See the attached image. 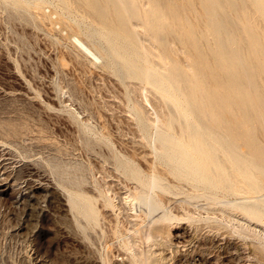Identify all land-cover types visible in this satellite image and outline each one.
<instances>
[{"label":"rangeland","instance_id":"1","mask_svg":"<svg viewBox=\"0 0 264 264\" xmlns=\"http://www.w3.org/2000/svg\"><path fill=\"white\" fill-rule=\"evenodd\" d=\"M17 1L18 2L14 0H0V264H91L92 251L96 252L95 254L98 256L97 251L100 250L102 247L101 245L104 243V239L108 236L106 240L107 243L113 242V257L116 258L118 255L119 258H121L120 255L124 253V248L121 244L122 242L120 243V238L122 239L125 231L129 233L128 229L132 227L129 224L133 221V217L131 216L132 212L126 209L127 207L124 208L122 202L125 196L130 194V191H136L134 188L137 186V183L138 185L145 183L146 177L150 176H148V174H151L152 167L149 166V168L148 165L150 164L153 166L155 159L159 160L156 156V150H154L156 149L155 145L153 146L154 149L152 148L154 144L153 132L155 133L156 130V121L154 120L156 114L152 107V104L155 105V103L151 101L155 99L153 102H159L156 98L157 95L156 97L154 96L156 93L155 89H152L141 77L134 75H127L128 78L125 76L124 78L121 77L122 74L120 72L118 73L120 70H117V67L112 63L111 65H113V67L109 65V60L104 53H102L104 58H102V61L95 60L92 56L80 50V48H76L78 47L76 44H72L74 43L72 42L73 39L69 36L73 33L77 35L81 34L79 36H85L86 39H89L84 30L87 28L83 29L80 21V30L82 33L79 30L80 27L75 30L66 25L67 21L69 23L70 18L73 20V25L77 24L76 21L78 22V20H81V17H77L80 14H77L78 12L76 9H70L69 6L61 3L60 0H24V2L26 1L25 3L23 0ZM19 1L23 3L20 5L18 4ZM184 1L186 2V0H179L180 3H184ZM39 2H42V5L39 4ZM261 2L264 6V0H261ZM15 4L20 6H16ZM255 5L258 4L253 3V6ZM169 7L168 19L171 21H178L182 15L173 9L171 5H169ZM64 9L69 11L70 14L66 12L67 15ZM25 10L27 11L25 12ZM189 12L192 14V17H195V12H193V10ZM51 13L57 14V17H50L49 14ZM59 15L69 18L63 17L62 21ZM156 19L157 23H159L160 18L156 17ZM191 20H193V18ZM191 20L188 21V19H183L182 23L184 27H188L182 30L183 24H181V28H179L182 34L184 30L187 28L189 29L184 31V35H186H183V38H186V40L184 39V43H186V41L188 42L190 39H192L194 43L193 34L191 33L195 20ZM55 21L61 22L60 25L62 27H64L62 23H65L64 25L66 28L59 29ZM154 23L156 25V22ZM160 24L157 25L160 27ZM65 29H67V31L71 29V33L66 32ZM72 29L75 32L72 33ZM138 29L141 30L142 28ZM187 32H190L189 34L191 36ZM67 33H69V36ZM188 36H190V39ZM146 39H148V37H146ZM145 41L149 42V39ZM179 43L180 42L175 44V41L172 43V46L175 44L173 46L175 50ZM182 43L183 42L180 44L182 45ZM184 43L183 45L185 46L183 49H187V44ZM188 43L187 52L190 53L191 49L189 46L191 47L190 44L192 41ZM193 43L192 45H194ZM151 44V48L154 47V44H157V46L155 45L156 49L159 47V51L162 52L156 41L155 43L151 42ZM74 45H76V47ZM182 46L179 47V49L177 48L179 52L177 50L176 52L181 53L183 51ZM98 48L102 50L100 46H98ZM159 51L157 49L158 55L161 54ZM157 52L155 50V60L158 61ZM184 52L186 51L181 53L183 56ZM169 55L168 53L165 57L168 59ZM162 57L161 54V56H159L161 61L159 59V63L157 62L158 65L160 62V65H163L165 57ZM201 57L202 59L204 58L202 55L199 58L195 57L196 59L194 58V61L191 63L193 64V62L195 63V61H198L199 66L205 65V67H210V61L208 59H203L204 61H202ZM155 60H153L154 63ZM190 60L191 59H189V61ZM140 62L141 61L137 64ZM184 64L183 68L185 66L186 69H184L186 73L191 69L192 71H190L192 74L189 76H196L194 80L192 78L190 79L192 83L196 80L198 82L202 79L205 80V78L201 79L199 76L206 72L204 69H197L194 66L197 69H195V72L203 70V72H199L200 74L197 72L198 74L195 75V72L193 73L194 64L192 67L189 64L191 68L187 67L188 64ZM156 65L155 63L154 66ZM158 65L155 68L161 69ZM112 68L115 69L113 70ZM214 73L210 75L211 77L207 75L210 79L206 77L210 82L212 80L213 82L216 81V83H214L215 85L212 84V88L214 89L212 90L211 88V90H208L209 92L213 91L214 93H218L219 88H216L220 86L218 84H221L223 89L224 85L222 84L223 82L221 83L222 78L219 77L217 73L216 75ZM188 74L189 73H187V76ZM213 76H215V78H213ZM198 77L200 78L198 79ZM197 81L195 82V86L193 85L194 83L192 84L194 89H197V94H199V96L207 95L209 93L208 90L202 89V91H205L203 94L200 86H196L198 83ZM148 88L154 90V94H149L151 90L149 89L150 91H148ZM238 90L235 86H230L229 89H225V92L232 95L238 94L240 92V90L239 92ZM147 91L148 96L151 95L152 100L146 99L145 92ZM246 93L250 97V92L246 91ZM208 95V97H212L211 93ZM136 104L138 107H135ZM138 104H140V106ZM227 104L231 107V110H229ZM227 104L224 105L226 106L225 111L229 110V113L234 115L232 118L235 123L232 121L227 122L226 120H224V122L222 118L220 119V117L215 115L216 109L214 110L212 107H219L217 108L218 110L221 108L215 103V105L211 106V111H213L212 113L214 114V116L212 115L213 119L215 120V116L218 119L217 122L216 120L214 121L215 124H221L223 122V125L225 124L224 126L228 128L229 126L235 127L238 125L240 134L237 128L230 132L236 134V136H233L237 139L238 136L239 138L240 135L242 136L241 132L244 131L242 137L246 138V133L252 128V125L254 123L259 124L260 121L253 122L252 124L249 119H247L248 121L243 119L244 123L240 122L242 118H240L239 115L237 118L236 113L239 109L241 110V105H239V103ZM134 107L135 109H133L132 113L131 108ZM140 107L144 108L142 110H144L146 114ZM161 108L160 106L159 109ZM162 109L161 111L165 112L164 109ZM136 110L145 115L149 114V117L146 116L147 120L151 122L149 123V133H145L146 131L143 129L141 121L137 118ZM168 116L169 115L166 114L165 117L169 119ZM175 116L177 117V115L173 116L174 119L176 118ZM150 118L154 121H151ZM176 119L178 120V118ZM218 124L216 125L219 129L224 127L222 124V127H219ZM150 125L153 127L151 128L152 130L150 129ZM260 125L261 128H264V124ZM230 130H232V128ZM170 131L173 135L175 133L177 134L174 136L180 135L179 138L181 136L183 137V135H181L182 133L179 134L178 131L174 129H170ZM150 135L153 141L150 140ZM262 136L264 135H261V137ZM242 137L240 139L243 140ZM261 139L264 141V137ZM195 140L198 142L196 137ZM244 142L243 144L247 145L246 142ZM247 143H249L248 140ZM211 144L213 145L215 142H211ZM211 144L209 146L216 155L218 156L219 152L221 155V151L224 150L219 149L221 147L217 145V147L214 148L215 145L212 146ZM216 144H218V142ZM199 149L198 147V150ZM249 149L252 150H249L250 154L256 153L253 148L249 147ZM199 151L196 150V152ZM153 152L156 158H154ZM131 155L135 156L132 157ZM226 156L227 157L221 155L220 158L222 157L228 164L226 165L229 166L233 161L230 162L231 158L228 157L230 156L233 159V156H231L230 153ZM151 159L154 160L149 163ZM160 161L161 160H159L158 168H163L162 170L166 171L168 184L172 190H174V184L178 187L177 189L175 188L177 191H175V193L177 194L170 192L166 195L169 199L166 205L175 215L169 224L170 244L168 243L169 245H166V249L165 246H163V253L161 252L164 254L166 261H163L166 264H264V257L259 256L257 251L255 252L253 248V244L255 245L262 240L264 241V223L256 222L255 220H246L242 212L234 209L232 210L230 205L223 206L221 204L214 206V208H202V206L206 207V205L211 204L210 201L206 200L204 197L203 199L202 197L199 198V203L197 202L198 208L195 206L192 207L191 204L189 205L185 202L187 195L191 194L189 192L192 189L191 187H193L192 183L183 176V179H186L185 181L180 180L182 178L178 179L181 176L177 174V172L174 173L173 170L170 171L171 169L168 164H166L165 167V162L163 163V161H161V166H163L161 167ZM118 163L120 165H118ZM125 163L128 164L126 165ZM156 163L158 164L157 161ZM131 164L135 166L134 169L137 170V168H139L143 177L139 174V170L134 171V166H131ZM236 165L238 169L241 168L243 172L245 170L244 167L247 169L245 171L249 169L247 172L248 176L245 175L246 173L241 172V176L244 175V177L246 176L248 179L245 178L246 180L244 179L243 181V176L234 177L233 174H240L238 172L240 170L236 168L235 170H238L236 171L237 174L234 173L235 170H233V167ZM236 165L234 166L232 163L231 167L229 166V171L231 169L229 177L233 176V181L239 178V182L238 180L234 182L235 185L237 182L241 183L242 181L244 184H257L258 180L255 181L254 179H258V168H251L246 158ZM122 166L126 170H123L124 168ZM252 169L253 171H251ZM254 172L257 173V176L254 175ZM249 174L253 177L251 178ZM142 178H145L144 181ZM132 179L134 181H131ZM240 180L242 181L240 182ZM66 184L73 185L75 188L70 187V185L67 186ZM177 184H181L180 187L182 188H179ZM238 185L240 186V184ZM238 185L237 188L241 189ZM130 186H132L131 188L133 190ZM233 187L236 188V186ZM179 189H182L183 192ZM196 189H193L195 192H191L194 194L203 192L201 188ZM92 191L95 192L93 193ZM244 191L243 189L242 192L244 193ZM72 192L75 195L72 194ZM178 192L181 193L179 194ZM69 193L73 196L83 197V202H86L85 205H87V208L92 207L95 203L92 208L95 209L96 207L97 211H102L103 214L100 215V218L101 216H105V218H103L105 220H102L104 221L103 225L100 220V226L95 225V227L94 224H92V226L89 225V227L87 221L84 220V216H82L83 214H80V207L79 209L73 208L75 206L71 207L74 201H72L71 198L68 199V197H72ZM221 194L222 192L218 193V196H221L220 199L224 200V203H226L229 198L227 197L228 195L223 193V196ZM106 195L109 197L108 200H111V204H115V206H111V204L106 201ZM110 197L113 198L110 199ZM183 197L186 199L184 198L183 200ZM103 198H105L104 202ZM119 198L122 200V202L120 201L121 206L119 205ZM70 203L72 204L70 205ZM119 208L122 209L120 210ZM187 208H191L190 212L196 220L188 222L189 219L187 218V214H185L188 212ZM200 208L202 209L201 212ZM124 209L127 210L128 213H125ZM72 210L78 215L77 217ZM106 212L109 213V217ZM123 213H125L127 217ZM224 213H226V215ZM128 214L130 216H128ZM183 214L186 216H183ZM229 216L230 219L232 218L233 220H230ZM241 220L248 221L249 226L247 225V228L250 232L248 233V229L246 228V235H240L237 230L239 228L238 225L242 222ZM83 221H86L85 223L87 225L83 223ZM116 221L117 224H114ZM245 221L244 223H246ZM118 223L124 228L122 235L117 231ZM84 224L86 226L85 228L88 230L87 232L86 229L82 227ZM105 224H107L109 229L106 231L109 233H107L108 236L103 239V233L106 231L104 227L101 226H106ZM113 225H116V227L113 228ZM87 227L93 230L95 228V231H98L94 233L92 229H88ZM234 228H237V231ZM112 229L116 230L114 231ZM89 230H91V232ZM254 230L256 231L254 232ZM110 234H112V236H110ZM247 234H249V236H247ZM101 239H103V241ZM125 252L127 253V251ZM122 255L126 257L125 254ZM97 260L99 262L98 264H102L100 257H98Z\"/></svg>","mask_w":264,"mask_h":264},{"label":"bare ground","instance_id":"2","mask_svg":"<svg viewBox=\"0 0 264 264\" xmlns=\"http://www.w3.org/2000/svg\"><path fill=\"white\" fill-rule=\"evenodd\" d=\"M14 1L18 2L17 0H14ZM23 2L19 1L18 4L21 5V3ZM60 2L66 4L67 6H69L70 9L72 8V10L76 9L78 13L77 12L75 13L80 14L76 16L81 17V20H78V22L76 21L77 24L73 22L76 25L72 24L73 20L71 18H70L69 23L68 21L66 22V25H68L69 28H74L75 30H77V28L80 27V22L82 24L81 27L83 26V29L87 28V29H84L86 31L84 32L87 35V38L89 39H86L85 36H82V37H85V38H82L81 36H79L81 35L79 33H78L79 35L74 34L73 32L75 31H73V29H72L73 34H70L69 36V33H71V29L70 31H67V29H65L66 32H69L67 33L68 36L73 39L72 42L74 43L72 44H76L78 46L76 47V45H74L76 48H80V50L89 54L95 60L102 61V58H103L102 53H104L107 56L106 58L109 60V65H111L112 63L117 67L116 68L117 70L118 69L120 70L118 71V73L120 72L122 74L121 77L124 78L125 76L126 78H128L127 75L129 76L134 75L137 77H141L147 84L150 85L152 89L153 88L155 89V92L157 94L155 93L154 96L156 97L157 95L156 98L159 101V102L157 101L158 103H156V101L153 102V100L155 99L152 100L151 95L148 96V91L151 90L150 88H148V91L145 92L146 99L152 100L151 102L155 103V105L152 104V107L155 110L154 112L156 114V117H154L155 118L154 120L156 121V125H155L156 130H155V133L153 132L154 144L152 145V148L154 149L153 146L155 145L156 149L154 150H156V156L158 157V159L163 161V163L165 162V165H164L165 167H166V164H168L171 169L170 171L173 170L174 173L177 172V174L181 176L178 179L182 178L180 180H184V181L187 179L192 183L195 189L201 188V190H203V192H200L201 194L199 192L198 194H194L193 192H195V190H193L194 188L191 187L192 188L191 191L193 192L190 191L189 193L191 194L188 193L189 195H187L186 197L187 199L183 197V200L185 198L187 200V201L185 200L187 204L189 205L191 204L192 207L195 206L198 208L199 198L202 197L203 199L204 197L206 200H209L211 204L206 205V207L202 206V208H212V207L214 208V206L221 205V204L223 206L230 205L231 206L230 208L232 210L234 209V210H238L242 212L246 220L248 221L255 220L256 222L258 221V222L264 223V141L263 139H261L262 137H264V136L261 137V135H264V128H261V125H260V124H264L263 123L264 122V6L262 4L263 1L261 2V0H186V2L184 1V3H180L181 1L179 2V0H60ZM41 3L39 2V4ZM253 3H257L258 5L253 6ZM20 5H16V6H20ZM169 5H171L173 9H175L180 15H182L181 18L179 17L181 20L179 19L177 21L176 19H174L176 21H171L168 19V12L170 9ZM191 10L195 12V17L194 16L192 17V14L189 12ZM26 11L27 10H25V12ZM66 12L69 13V11L65 10V13ZM49 15L50 17H55V18L57 17V14L55 13H51ZM59 17H61V15H59ZM63 17L67 19L69 18L67 16H63ZM63 17H61V20ZM156 17L160 18L159 23H157ZM192 18L193 20H191ZM183 19L184 20L188 19V21L195 20L193 22L194 27L191 33L194 35V36L192 35L194 39V43H193V40L190 39V36H191L189 34L190 32H187L190 35L188 36L190 40L187 38L189 40L188 42L191 43L192 41V43L194 44L192 45L191 43L190 44L191 47L189 46V48L191 49V52L189 51L190 53L187 52L189 43L187 41L186 43H184L186 38H183V35L185 33L184 31H186L188 28L183 31V34L179 30V28H181V24H183L182 23ZM154 22H156V25ZM56 23L58 24L59 29L61 28L64 29V27L66 28V26L64 25L65 23L64 24L62 23L64 27L60 25L61 22L55 21V24ZM160 23L162 24V26ZM157 24L158 25L160 24V27ZM81 27L79 28V30L81 29ZM183 27H184V24H183ZM183 27H182V30L188 26L184 28ZM138 28H142L143 30L141 29L142 30L141 31ZM80 32L82 33L81 30ZM146 37H148L149 42L145 41V40L148 41ZM155 41L158 43V46H160V49L162 52L159 51V47L157 49L162 54L163 56L162 58H164L166 54L168 53L170 54L168 59L165 57V61L164 62L162 61L163 65H160L161 62L158 65L159 63L158 61L160 59L159 56H161V54L158 55L157 49L155 47V45L157 46V44H154V47L151 48L153 44V43L151 44V42L155 43ZM174 41H175V44H177L178 42L180 43L183 42L184 44H187V49L186 48L183 49V47L185 46L183 45V43H182L183 46L180 43L178 47L176 46L177 51L179 47L182 46L183 51L187 52V53L184 52V56L181 54L183 51L181 53H178L179 51L176 52V50L173 47L175 44L172 46V43ZM150 44H151V47H150ZM98 46H100L102 50L98 48ZM154 48L158 55L157 57L158 61L155 60L156 53H155ZM180 51H181V48H180ZM201 55L204 56L203 59H206V60L208 59L210 61L209 63L211 64L209 65L210 67H205V65H203L204 67L202 65L199 66L198 61H195L196 64L193 62L194 65L191 63L192 61H194L195 57L199 58ZM187 59H188V63H187ZM189 59L191 60L189 61ZM203 59L202 61H204ZM153 60H155V63L161 69L155 68L157 65L154 66L155 63ZM139 61L141 62L137 64ZM184 63L188 64L187 67H190V65L192 67L193 65V68H194L193 73L195 72L196 68L204 69V71H206L205 72L206 76H205V73L199 75L201 79L205 78V80L200 79L201 81L199 82L196 80L198 82L196 86H200L201 91L202 89L203 90L205 89L206 91L208 89L211 90L213 85H215L214 84L216 83L215 80H214L215 82H213V80L211 82L210 80H208L211 77L210 75L214 72H215L214 73L215 75L217 73L219 77L222 78L221 83L223 82L222 84L224 85V89L221 87V84H218L219 82V79H218L217 84L220 86H217V87L215 86L216 88H219L218 93L215 92L216 93L215 94L213 91L209 92L208 90V92L211 93L212 97L211 96L208 97L209 93L207 95L205 94V96H199V94H197L198 92H196L197 89L196 88L194 89L193 87V85L195 86L196 81L193 82L194 83L193 84L192 80H190L191 78L194 80L196 76L194 75L189 76L190 74H192L191 69L188 70V71L191 70L190 71L191 73L187 71V73H189L187 76V73L185 71L186 69L185 66H184L185 69L183 68V65H185ZM111 66L113 67V65ZM197 66L200 68H198ZM197 72L198 73L203 72V70H200V71L198 70ZM197 72H195V75L198 74ZM207 75H209L210 77ZM200 77H198V79ZM213 78H215V76H213ZM230 86H235L237 90L239 88L240 92L238 90L239 92V93L237 92L238 94H232V95L226 93L225 89L226 88L229 89ZM213 89L214 88H212V90ZM246 91L250 92V97L249 95H247ZM153 92L154 90H151L149 94ZM195 92L197 95L195 94ZM203 92L205 91H202V93ZM148 97H150L151 99ZM214 102L218 104L217 106L221 107L219 110L217 109L219 107H212L214 108V110L216 109L215 115L220 117V119L222 118L223 121L226 120L227 122L229 121L234 122L232 118V116L234 115L233 114L231 115L229 113V110H231V107H229L227 103H239V105H241V110L239 109L238 112L236 111L237 118H238V115L240 118H242L240 122L244 123L243 119H246V121H248L247 119H249L252 122V124L253 122L260 121L259 124L254 123L252 125V128L248 132L246 131L247 139L242 137L244 135L243 134L244 131L241 132L242 136L240 135V138L242 137L243 140L246 139L244 141L246 142L247 145L243 144L244 141L240 139L239 136L237 137V139L239 138L237 140L236 138H234L236 134L231 133L233 129L235 130L236 128H237V131H239L238 125L235 127L229 126L228 128L224 126L225 124L223 125V122H222L221 124L224 127L222 129L221 128L219 129L217 127L216 124L218 123L215 124L214 121L216 120L217 122L218 119L216 118V116H215V120L213 119L214 114L212 113L213 111H211L212 110L211 106L215 105ZM226 104L229 107L228 111H225L226 106L224 105ZM138 105L140 106V104ZM158 105H160L164 109L165 112H162L161 111L162 108L159 109L160 106ZM135 107H138L137 104ZM135 107L131 108L132 113ZM142 109L144 108H141V110ZM140 111L136 110L137 113L136 112L134 113L137 114V118H139L138 120L141 121L143 125V129L146 131L145 133H147L149 131V123H151L146 118V116H148L149 114L145 115L146 112L144 110L142 111H144L145 114H142V112ZM165 113L169 115L168 116L169 119L165 117L166 116ZM174 115H177V117L176 116L175 117L178 118V120L176 118L174 119L173 117ZM154 120L151 119V121H154ZM221 124H218V126L222 127ZM151 128L153 127L150 125V129ZM231 128L232 130H230ZM170 129L171 130L174 129L178 131L179 134L182 133L181 135H183V137L181 136L182 138L181 137L179 138L180 135L174 136L176 133L173 135ZM239 134H240V131H239ZM195 137L198 139V142L195 140ZM150 140L153 141L151 139V135H150ZM247 140L249 143H247ZM211 142L213 143L215 142V144H213L215 145L214 148H216L217 146H220L221 148L219 149H223L224 151L229 152L231 156H233L234 160L230 156L228 158H231V160L230 159L229 160L230 162L233 161L232 163L234 166L238 162L246 158V161L248 164L251 165V168L253 167L258 168L259 169L258 179L253 178L255 181L258 180L257 184H244L243 183L244 179L245 178L248 179V177L246 176L244 177V175H242L243 181L240 180V182L242 181L241 183H238L239 178L237 177L238 178L237 183L240 184V186L237 183L235 185L234 182H236L237 180L233 181L232 175H231L232 177H229V172L231 171V169L229 171V166L231 167L232 163L229 166H227L228 164L225 162V160L222 159V157L220 158L221 155H224L225 157H227L226 155L227 154L229 155V153H226L220 150L222 154L220 155V152H219L218 153L219 155L217 156L216 153L209 146ZM217 142L220 145L216 144ZM198 147L200 148L199 150L201 151L198 150ZM249 147L253 148L256 153L250 154ZM196 150L199 152H196ZM154 158H156L155 153H154ZM152 160L154 159H151L150 161L148 160L149 163L152 162ZM159 160L155 159L153 166H151L146 161L149 164L148 167L149 166L152 167V171H151V174H148V176L150 175L149 177H146V179L144 178L145 183L143 184L139 183L140 185H138V183L136 182L137 180H136L135 182L137 183V186L135 188L133 187L134 190L136 189V191L131 192L129 189L130 194L128 196H125V198L123 197L124 198L123 202L119 198V205L121 201L122 206L124 208L127 207L126 209L132 212L131 216L133 217L132 218L133 221H131L130 222L131 224H129L132 227L129 228V225L127 224L129 228L128 229L129 233H126V231L124 232V228H122L120 223H118V226H117L118 227L117 231L121 233V235L124 232L123 233L124 236L122 237V239L120 238V243L122 242L121 244L124 248L123 249L124 253L122 254H125L126 257L123 256L122 254H121L122 256L120 255L121 258H119L118 255L116 256V258L113 257V251H112L113 242L107 243L106 241L107 238L109 237L107 234L109 233L107 232L109 229L107 227V224H105L106 226H101V227H104L105 231L107 229L108 230L105 233H103L104 234L103 239L106 238V236L108 237L104 239V241L103 239H101L104 243L103 245H101L102 247L100 248V250L97 251L98 256L95 254L96 252L92 251V258H91L92 260H90L91 264H98L99 263L97 260L98 257H100L101 259L100 261L102 262V264H166L163 261L165 260V258H164V254H162L163 253L162 247L165 246V249H166V245L168 246L170 244L169 240L171 237H169V233H170L169 224L171 220L175 217V215L169 210V208L166 205L167 201L169 200L168 197H166V195L167 193H170V192L175 193L176 191L175 188L177 189L178 187L176 186V184H174L175 187H173L174 190H172V188L168 184L167 174L165 173L166 171L162 170L163 168L162 169L158 168ZM156 161L158 162V164L156 163ZM161 161H160V166H161ZM119 163L118 165H120ZM125 164L127 165L128 163H125ZM131 166H134V165L131 164ZM134 168L135 166L133 167V169ZM233 168H234L233 170H235V168L238 169L237 165ZM244 169L247 170L245 167ZM253 169L251 171H253ZM123 170H126V169L124 168ZM135 170L136 169H134V171ZM138 170L139 168H137L136 171ZM238 170H235L234 173L238 171L240 174L239 173H238L239 175L233 174L235 178L236 176L242 177L241 176L242 173H246L245 175H247V172L249 171L248 169V171L244 170L243 172L241 168ZM139 174H141L140 170H139ZM256 174L257 173H255L254 175ZM182 176L186 179H183ZM133 179L131 181H134ZM181 184H177L179 188H182L180 187ZM66 185L68 186L70 184H66ZM237 185L241 187V189L237 188ZM233 186H236L238 190ZM70 187L73 188L74 186L70 185ZM131 187L132 186H130V188ZM243 189L245 190L244 193L242 192ZM179 190H182V189H179ZM221 192H222L221 195H223L224 193L228 195L227 197H229L227 201L225 200L226 203H224V200L220 199L221 196H218V193H221ZM70 194L71 193H69V195ZM72 194L74 193L72 192ZM107 196L108 195H106V201H108L111 204L112 202H110L111 200H108L109 197ZM70 198L72 199V201H74L73 203L70 200L73 203L71 207L75 206L73 208H76V209L77 208L79 209L80 207L79 210H81L82 212V213L80 212V214L81 215L83 214L82 216H84L85 218L83 219L87 221L88 226L89 225L92 226V224H94V226L95 225L100 226L101 225L100 220L103 225L104 221L102 220H105L103 219L105 218V216L103 217L101 216L102 218L101 219L100 215L103 214L102 211L101 210L97 211L96 207L95 209L92 208L94 207L95 203L93 204L92 207L87 208V205H85L86 202H83V197L72 195V197L71 196L68 197V199ZM112 198L110 197V199ZM104 201H105V198H103V202ZM72 203H70V205ZM112 205L113 204H111V206ZM113 206H115V204ZM190 209L187 208L188 212L185 213L187 214V218L189 219L188 222L191 220L193 221L196 220L192 216ZM72 211L73 213H75L74 210ZM201 211L202 209L200 210V212ZM106 213L109 217V213L108 212ZM125 213H128L127 210H125ZM224 214L226 215V213ZM77 216L78 215H76V217ZM128 216L130 215L128 214ZM183 216H186V215L183 214ZM73 219H76V218H73ZM126 219H129V218H126ZM229 219H230V216H229ZM244 221L245 220H243L240 223V225H238L239 226L238 229L236 228L239 231L240 235L241 234L246 235L247 233L246 232V230L248 229L247 225L249 226V224H248V221H245L246 223H244ZM85 222L83 221V223ZM85 224L84 226H82L84 229H86ZM114 224H117V221ZM110 225H111V222H110ZM122 225H123V222H122ZM115 227L116 225L113 228ZM88 229H92V228H88ZM87 231L88 230L86 229V232ZM89 231L91 232V230ZM93 231L95 233L98 230L95 231V228H94ZM255 231L256 230H254V232ZM249 232L250 231L248 229V233ZM89 234H88V237H89ZM97 235L101 236L100 234H97ZM110 236H112V234H110ZM247 236H249V234H247ZM253 246H254L253 248L255 249V252L257 251L259 256L264 257V241L262 240L260 243L255 244V245L253 244ZM125 251H127V253Z\"/></svg>","mask_w":264,"mask_h":264}]
</instances>
